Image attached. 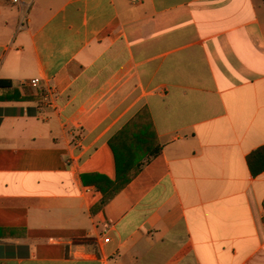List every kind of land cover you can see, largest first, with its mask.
I'll list each match as a JSON object with an SVG mask.
<instances>
[{"label":"crops","instance_id":"0c3cea01","mask_svg":"<svg viewBox=\"0 0 264 264\" xmlns=\"http://www.w3.org/2000/svg\"><path fill=\"white\" fill-rule=\"evenodd\" d=\"M0 80V264H264V0H0Z\"/></svg>","mask_w":264,"mask_h":264},{"label":"trees","instance_id":"16d2710c","mask_svg":"<svg viewBox=\"0 0 264 264\" xmlns=\"http://www.w3.org/2000/svg\"><path fill=\"white\" fill-rule=\"evenodd\" d=\"M11 84L9 80H0V87H7ZM146 112V111H144ZM142 112V114L144 113ZM121 135V134H120ZM120 135L116 136L110 141V145L115 153L117 176L111 179L101 174H91L84 176L87 183L94 184L97 189L102 193V199L93 207L92 211L95 213L102 209L111 198L122 191L142 170L143 166L150 162L160 152L159 147L153 146L149 143L146 152V160L134 161L130 158L134 155V148L129 146H120L117 142ZM142 147L135 148V151ZM248 165L254 175L264 172V145L253 150L248 155ZM89 177L91 180H89Z\"/></svg>","mask_w":264,"mask_h":264},{"label":"built area","instance_id":"2783aa9c","mask_svg":"<svg viewBox=\"0 0 264 264\" xmlns=\"http://www.w3.org/2000/svg\"><path fill=\"white\" fill-rule=\"evenodd\" d=\"M14 2H19V0H13ZM40 79L39 78H34L30 81L31 86L33 87H39L40 86ZM55 101V97L51 92H47L45 93L44 97H43V101L42 104L40 106V108L42 109L43 107H45L46 105H51L53 104Z\"/></svg>","mask_w":264,"mask_h":264}]
</instances>
